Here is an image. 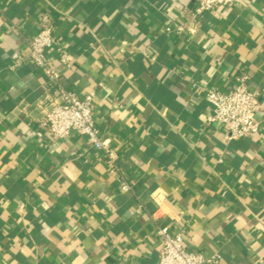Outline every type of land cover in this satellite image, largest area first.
I'll return each mask as SVG.
<instances>
[{
    "label": "crops",
    "instance_id": "1",
    "mask_svg": "<svg viewBox=\"0 0 264 264\" xmlns=\"http://www.w3.org/2000/svg\"><path fill=\"white\" fill-rule=\"evenodd\" d=\"M195 0H0V264H149L159 229L210 264H264V0L194 19ZM94 94L120 170L87 136L41 126L58 90L31 58L41 13ZM57 46L50 61L60 66ZM249 75L259 133L208 123L210 88ZM131 186L121 188L120 180Z\"/></svg>",
    "mask_w": 264,
    "mask_h": 264
},
{
    "label": "built area",
    "instance_id": "2",
    "mask_svg": "<svg viewBox=\"0 0 264 264\" xmlns=\"http://www.w3.org/2000/svg\"><path fill=\"white\" fill-rule=\"evenodd\" d=\"M194 19L200 18L205 12L219 6L233 5L236 0H195ZM31 58L34 64L42 69L49 82L58 90L56 97L49 96L41 126L55 138H65L72 132L87 136L88 140L99 150H102L110 171L117 173L118 152L112 147L111 139L104 137L96 125L94 118V94L80 96L73 90L67 89L61 83L63 67L68 62V53L54 35V19L50 12L41 13L39 32L29 39ZM57 46L60 66L50 61L49 50ZM207 101L210 113L208 123H222L227 127L229 140L243 137H253L259 133L260 123L256 114L260 107L258 93L249 88V75L240 71L236 75L234 87L228 91L216 88L208 89ZM121 188L128 191L131 186L125 180H120ZM162 245L158 251V261L155 264H210L221 258L206 257L202 251L188 250L185 247L183 233H173L169 225L159 229Z\"/></svg>",
    "mask_w": 264,
    "mask_h": 264
},
{
    "label": "water",
    "instance_id": "3",
    "mask_svg": "<svg viewBox=\"0 0 264 264\" xmlns=\"http://www.w3.org/2000/svg\"><path fill=\"white\" fill-rule=\"evenodd\" d=\"M158 261V253L152 257V260L149 262V264H155Z\"/></svg>",
    "mask_w": 264,
    "mask_h": 264
}]
</instances>
